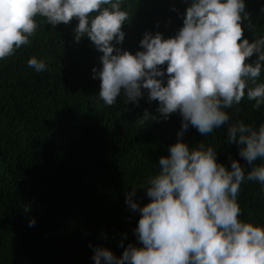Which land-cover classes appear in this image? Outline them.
<instances>
[{"label": "trees", "instance_id": "obj_1", "mask_svg": "<svg viewBox=\"0 0 264 264\" xmlns=\"http://www.w3.org/2000/svg\"><path fill=\"white\" fill-rule=\"evenodd\" d=\"M189 3L124 0L129 19L117 47L133 54L142 50L145 31L173 36ZM245 5L255 34L264 33V0ZM36 20L30 43L0 60V264H93L95 246L119 257L128 244L139 246L134 235L139 213L126 206L125 193L135 186L133 199L149 202L142 188L158 170V158L176 142L181 116L160 117L158 102H149L146 90L138 105L122 97L105 105L100 81L92 78L102 53L87 36L74 40L78 21L52 27L42 17ZM242 28L251 42L252 31ZM32 56L43 58L48 68L37 73L28 67ZM258 82H264V70ZM254 103L245 96L239 112L227 111L256 126L264 120V105L254 109ZM145 109L156 119L141 123ZM182 139L190 147L211 146L226 167L229 157L245 165L238 147L226 142V126L203 136L190 125ZM237 201L241 219L264 226L260 184L242 182Z\"/></svg>", "mask_w": 264, "mask_h": 264}, {"label": "clouds", "instance_id": "obj_2", "mask_svg": "<svg viewBox=\"0 0 264 264\" xmlns=\"http://www.w3.org/2000/svg\"><path fill=\"white\" fill-rule=\"evenodd\" d=\"M122 5L124 0H0V60L30 43L37 17L52 27L75 18L74 40L87 36L102 53L92 78L100 81L105 105L117 97L138 105L146 90L148 101L158 102L160 117L181 116L176 142L158 158V170L142 188L149 202L133 199L135 186L125 193L126 206L139 213L134 229L139 246L128 244L119 257L95 246L93 264H264V226L241 219L237 201L245 181L260 184L264 195V120L253 126L227 111L239 112L245 96L255 101L254 109L264 105V82H258L264 33L255 34L245 0H190L173 36L145 31L142 50L133 54L117 47L129 19ZM242 24L252 31L251 42ZM27 65L37 73L48 68L36 56ZM154 119L147 109L140 117L141 123ZM190 125L203 136L226 126V142L238 147L245 165L229 157L226 167L201 142L190 147L182 139ZM34 224L30 219L28 227Z\"/></svg>", "mask_w": 264, "mask_h": 264}]
</instances>
